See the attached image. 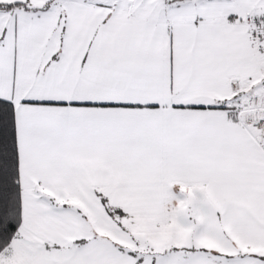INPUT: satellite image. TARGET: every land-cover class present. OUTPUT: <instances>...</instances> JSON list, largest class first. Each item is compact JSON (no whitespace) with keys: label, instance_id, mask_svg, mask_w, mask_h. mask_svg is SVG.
<instances>
[{"label":"snow or ice","instance_id":"1","mask_svg":"<svg viewBox=\"0 0 264 264\" xmlns=\"http://www.w3.org/2000/svg\"><path fill=\"white\" fill-rule=\"evenodd\" d=\"M0 264H264V0H0Z\"/></svg>","mask_w":264,"mask_h":264}]
</instances>
